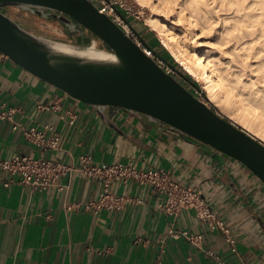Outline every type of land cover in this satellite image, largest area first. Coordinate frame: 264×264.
I'll use <instances>...</instances> for the list:
<instances>
[{
  "label": "crops",
  "instance_id": "crops-1",
  "mask_svg": "<svg viewBox=\"0 0 264 264\" xmlns=\"http://www.w3.org/2000/svg\"><path fill=\"white\" fill-rule=\"evenodd\" d=\"M0 101L19 107L16 119L40 129L51 123L62 137L59 149L29 141L0 119V158L27 153L79 165L134 161L160 168L199 189L237 239L232 250L218 228L193 209L177 215L160 209L161 196L150 185L119 180L115 192L141 197L122 209L100 214L80 206L97 197L101 184L70 171L59 186L33 191L19 180L0 179V264H214L203 248L233 264H264V183L240 161L147 116L118 107H96L32 74L0 50ZM60 102L62 109H40ZM76 114L73 124L64 112ZM79 205V206H78ZM170 229L204 237L202 247Z\"/></svg>",
  "mask_w": 264,
  "mask_h": 264
},
{
  "label": "water",
  "instance_id": "water-1",
  "mask_svg": "<svg viewBox=\"0 0 264 264\" xmlns=\"http://www.w3.org/2000/svg\"><path fill=\"white\" fill-rule=\"evenodd\" d=\"M7 6L56 10L64 22L66 14L105 42L109 48H100L110 56L69 50L90 44L34 33L9 16ZM0 50L72 97L145 115L240 161L264 183V141L196 96L93 0H0Z\"/></svg>",
  "mask_w": 264,
  "mask_h": 264
},
{
  "label": "bare ground",
  "instance_id": "bare-ground-1",
  "mask_svg": "<svg viewBox=\"0 0 264 264\" xmlns=\"http://www.w3.org/2000/svg\"><path fill=\"white\" fill-rule=\"evenodd\" d=\"M150 8L151 28L186 71L202 82L209 100L228 109L226 114L264 141V63L247 69L234 60L222 62L215 48L203 37L200 22L209 21L211 9L207 0H134ZM224 31L229 47L243 60L256 57L264 49V0H227ZM195 38V39H194ZM194 44L190 45L189 40ZM98 41L88 47L67 49L97 56H110ZM242 60V61H243ZM254 76V77H253ZM223 109V108H222Z\"/></svg>",
  "mask_w": 264,
  "mask_h": 264
},
{
  "label": "built area",
  "instance_id": "built-area-1",
  "mask_svg": "<svg viewBox=\"0 0 264 264\" xmlns=\"http://www.w3.org/2000/svg\"><path fill=\"white\" fill-rule=\"evenodd\" d=\"M110 13L114 10V1L110 0ZM108 6L100 7L106 11ZM114 19L120 23V17ZM138 44L144 52L155 59L159 64L162 63L160 55L153 48L142 40ZM40 109L61 110L60 102L51 105H39ZM19 107H10L6 102L0 101V119L11 123L13 130H21L24 136L34 144L40 145L45 149H59L62 137L59 133H51L54 126L51 123L44 125L42 129L36 126H26L16 119ZM64 116L68 117L69 123L73 124L76 114L67 109ZM79 165H67L60 160L34 156L27 153H17L10 158H0V179L4 174L9 175L6 185L19 180L28 185L33 191H46L52 187L59 186L60 178L70 171H80L84 175L101 184V191L97 197L90 198L80 206L100 214L104 210L122 209L129 203H141V197L129 194H120L114 191L113 184L119 180L124 182L135 181L140 185H150L161 196L159 207L170 214L177 215L183 209L195 210L197 216L211 228L220 229L226 236L227 242L232 250L237 249V239L230 225L225 223L216 211L206 201L202 192L191 187L184 182L175 180L171 174L160 168H141L134 161L126 163H95L91 158L83 154L80 156ZM79 206V205H78ZM169 233L175 237L185 236L195 245L202 247L203 235L194 234L187 230L170 229ZM207 255L213 260L214 264H233L222 258V256L210 248H203ZM163 259L158 260L162 264Z\"/></svg>",
  "mask_w": 264,
  "mask_h": 264
},
{
  "label": "rangeland",
  "instance_id": "rangeland-1",
  "mask_svg": "<svg viewBox=\"0 0 264 264\" xmlns=\"http://www.w3.org/2000/svg\"><path fill=\"white\" fill-rule=\"evenodd\" d=\"M114 1V10L110 13V0H97L98 5L102 8L104 6H108L106 12L111 15L113 18L116 16L120 17V25L126 30V32L134 38V40L138 43L139 41L142 42H152L156 44L157 39L160 43L170 52V50L164 45L162 42L160 35L151 28L149 24V18L152 15L150 8L143 7L139 5L134 0H112ZM181 1V0H179ZM209 3V8L211 9V18L209 21L201 20L200 25L205 26L203 29V33L201 38L202 41H206L207 45L204 48H212L214 47L218 55L222 56L221 61L227 62L229 58L225 56H233L234 60L241 63L247 69H250L252 65H256L259 63H264V49L261 51L260 57L257 61H253L256 57H249L245 60L238 54L237 50L233 47H229L228 45L230 42H227V36L225 35L223 28H224V18L227 16V0H207ZM4 11L17 20L20 24L25 26L27 29L31 30L34 33L48 36L54 39L67 41V42H74V43H83V44H92L93 41H98L100 46L103 48L105 45L103 41H101L95 34L85 29V35L83 38L89 37L90 41L83 42L80 39L75 41L74 37L76 35H70L67 28L56 18H48L44 15L37 14L34 12L25 11V9L14 7V6H7L4 8ZM116 20V19H115ZM118 22V20H116ZM195 39V38H194ZM193 41L189 40L190 45L194 44ZM87 41V40H86ZM212 46V47H211ZM171 54V52H170ZM172 55V54H171ZM173 56V55H172ZM175 59V57L173 56ZM162 63L160 64L166 71L175 75L179 78L196 96L207 102V104L211 107L217 108L221 113L227 115L225 109L226 107H221V105H216L214 102L209 100L206 91L202 87V82L192 76L188 71L187 76L179 73L176 68L169 64L167 60L163 57H160ZM243 60V61H242ZM175 61L179 63L176 59ZM180 64V63H179ZM181 65V64H180ZM183 67V65H181ZM183 69H185L183 67ZM254 77V76H253ZM223 108V109H222ZM225 108V109H224ZM228 116V115H227ZM230 117V116H229ZM231 118V117H230ZM232 119V118H231ZM234 120V119H233ZM240 124V123H239Z\"/></svg>",
  "mask_w": 264,
  "mask_h": 264
},
{
  "label": "flooded vegetation",
  "instance_id": "flooded-vegetation-1",
  "mask_svg": "<svg viewBox=\"0 0 264 264\" xmlns=\"http://www.w3.org/2000/svg\"><path fill=\"white\" fill-rule=\"evenodd\" d=\"M93 1L98 5L97 0H93ZM14 7H18V6H14ZM18 8H21V7H18ZM22 9H24V8H22ZM25 11L41 14V15H44V16H46L48 18H56L61 23H63V25L67 28V30H68L70 35H76L74 37L75 41H76V39H77V42H78V39H80V41H83V42L86 41V40L90 41L89 37L83 38L84 36H86L85 35V28L82 25H80L79 23H77L75 21V19H73L72 17L67 16L66 14H64V16L67 17L68 19L64 22L63 20H61L58 17L60 15V12L56 11V10L45 9L41 13L35 12V11L31 10V9H25ZM72 21H74L75 24ZM103 44L105 45L104 47L109 48V46L105 42H103Z\"/></svg>",
  "mask_w": 264,
  "mask_h": 264
},
{
  "label": "trees",
  "instance_id": "trees-1",
  "mask_svg": "<svg viewBox=\"0 0 264 264\" xmlns=\"http://www.w3.org/2000/svg\"><path fill=\"white\" fill-rule=\"evenodd\" d=\"M85 42L89 43V40H87ZM146 44L149 45L151 48H153L155 50V52H157L161 57H163L165 60H167L169 62V64L172 65L174 68H176L179 73L190 78L187 71L185 69H183V67L175 61V59L170 54V52L160 43V41L158 39L156 41V44H154L152 42H147V41H146Z\"/></svg>",
  "mask_w": 264,
  "mask_h": 264
}]
</instances>
